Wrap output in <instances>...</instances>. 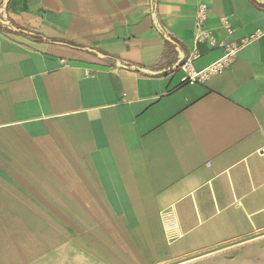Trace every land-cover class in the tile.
I'll return each mask as SVG.
<instances>
[{
	"label": "crops",
	"instance_id": "obj_1",
	"mask_svg": "<svg viewBox=\"0 0 264 264\" xmlns=\"http://www.w3.org/2000/svg\"><path fill=\"white\" fill-rule=\"evenodd\" d=\"M199 3L217 41L264 33L249 0H0V264H242L260 249L264 35L181 83ZM197 49L195 72L223 55ZM170 206L182 237L167 244Z\"/></svg>",
	"mask_w": 264,
	"mask_h": 264
},
{
	"label": "built area",
	"instance_id": "obj_2",
	"mask_svg": "<svg viewBox=\"0 0 264 264\" xmlns=\"http://www.w3.org/2000/svg\"><path fill=\"white\" fill-rule=\"evenodd\" d=\"M207 14V5L204 3H199L193 19L194 26L192 48L188 52L187 56L176 68L183 74V77L181 78V83L194 84L197 82H203L210 75L229 67L234 61L238 51L243 46L249 43L250 40L258 36L264 35V33L262 34L260 32H257L250 38L242 39L238 43L236 41H231L226 44L222 41H217L213 36V29L207 25ZM218 26L223 30L226 36H233V30L231 29L226 18H221L219 20ZM198 45H205L209 49L220 48L223 50L222 57L201 72H195L192 66L193 63L200 58V53L197 49ZM257 154L258 156L264 159V146L257 151ZM159 219L164 240L167 244H171L182 237V232L179 228L175 211L172 206L161 210L159 212Z\"/></svg>",
	"mask_w": 264,
	"mask_h": 264
},
{
	"label": "rangeland",
	"instance_id": "obj_3",
	"mask_svg": "<svg viewBox=\"0 0 264 264\" xmlns=\"http://www.w3.org/2000/svg\"><path fill=\"white\" fill-rule=\"evenodd\" d=\"M70 222H75L77 223L78 227L82 228V222L81 221H70ZM62 223V225L66 226V229L68 230L69 233H67V236L64 237L65 240L68 241H72V240H77V233L76 231L72 230L70 227V225L68 223L65 222H60ZM46 228H49L51 226L50 223H46ZM63 226V227H64ZM65 228V227H64ZM64 231V230H63ZM250 243L252 245H255L260 248H254V246L251 248V250H249V252H240L239 254L235 253V256L238 258V256H240V260L242 261V264H258L260 261H264V233L261 234H257L255 236H253L250 240ZM76 249H78V247L76 246ZM80 252V253H79ZM79 252H75V255L80 254L81 256H83V254L81 253V251ZM233 255V254H230ZM90 264H102L99 263L98 261H93Z\"/></svg>",
	"mask_w": 264,
	"mask_h": 264
},
{
	"label": "trees",
	"instance_id": "obj_4",
	"mask_svg": "<svg viewBox=\"0 0 264 264\" xmlns=\"http://www.w3.org/2000/svg\"><path fill=\"white\" fill-rule=\"evenodd\" d=\"M254 6L256 7H263L264 5H262L263 1L262 0H249ZM6 2H8V0H6ZM6 4V3H5ZM4 4V5H5ZM18 33H20L21 35H24L26 37H30L31 39H34L36 41H41L42 40V37L36 35V34H31V33H28V32H24V31H17ZM55 43H58V44H61V45H64V46H67V47H72V48H75V49H83L84 47L82 46H79V45H75V44H71V43H68V42H62V41H56ZM167 44V42H166Z\"/></svg>",
	"mask_w": 264,
	"mask_h": 264
},
{
	"label": "water",
	"instance_id": "obj_5",
	"mask_svg": "<svg viewBox=\"0 0 264 264\" xmlns=\"http://www.w3.org/2000/svg\"><path fill=\"white\" fill-rule=\"evenodd\" d=\"M4 24H6V22H4ZM147 73H150V72H147Z\"/></svg>",
	"mask_w": 264,
	"mask_h": 264
},
{
	"label": "bare ground",
	"instance_id": "obj_6",
	"mask_svg": "<svg viewBox=\"0 0 264 264\" xmlns=\"http://www.w3.org/2000/svg\"><path fill=\"white\" fill-rule=\"evenodd\" d=\"M80 264V263H79ZM85 264H87V263H85Z\"/></svg>",
	"mask_w": 264,
	"mask_h": 264
}]
</instances>
